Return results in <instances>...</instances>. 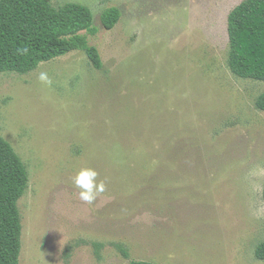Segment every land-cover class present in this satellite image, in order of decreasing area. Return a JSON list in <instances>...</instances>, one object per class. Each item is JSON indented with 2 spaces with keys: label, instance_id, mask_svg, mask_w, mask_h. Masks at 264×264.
I'll use <instances>...</instances> for the list:
<instances>
[{
  "label": "rangeland",
  "instance_id": "1",
  "mask_svg": "<svg viewBox=\"0 0 264 264\" xmlns=\"http://www.w3.org/2000/svg\"><path fill=\"white\" fill-rule=\"evenodd\" d=\"M242 1L50 0L92 10L103 68L75 51L0 74V134L29 174L20 264H264V81L228 63ZM83 167L107 184L93 205Z\"/></svg>",
  "mask_w": 264,
  "mask_h": 264
},
{
  "label": "trees",
  "instance_id": "2",
  "mask_svg": "<svg viewBox=\"0 0 264 264\" xmlns=\"http://www.w3.org/2000/svg\"><path fill=\"white\" fill-rule=\"evenodd\" d=\"M121 16L117 7L106 9L101 15L103 27L112 30ZM94 20L92 10L80 3L55 7L50 0H0V74L25 75L75 51L84 52L93 68L101 70L99 50L83 34L99 32ZM228 37L231 72L242 79L264 81V0H244L230 12ZM21 46L29 48L28 55L17 54ZM256 107L264 111V94ZM28 186L26 165L0 134V264H20L23 226L18 205ZM256 257L264 261V243Z\"/></svg>",
  "mask_w": 264,
  "mask_h": 264
},
{
  "label": "clouds",
  "instance_id": "3",
  "mask_svg": "<svg viewBox=\"0 0 264 264\" xmlns=\"http://www.w3.org/2000/svg\"><path fill=\"white\" fill-rule=\"evenodd\" d=\"M16 52L18 55H28L29 48L21 46ZM37 80L42 87L50 88L53 84L47 71H39ZM72 183L74 188L78 190L79 200L88 205H93L107 190L106 182L100 179V173L93 167L79 169L73 177Z\"/></svg>",
  "mask_w": 264,
  "mask_h": 264
}]
</instances>
